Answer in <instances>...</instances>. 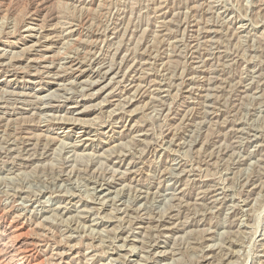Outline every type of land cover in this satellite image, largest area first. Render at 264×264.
Wrapping results in <instances>:
<instances>
[{
    "label": "rangeland",
    "instance_id": "374dc122",
    "mask_svg": "<svg viewBox=\"0 0 264 264\" xmlns=\"http://www.w3.org/2000/svg\"><path fill=\"white\" fill-rule=\"evenodd\" d=\"M28 1L0 0V264H264V0Z\"/></svg>",
    "mask_w": 264,
    "mask_h": 264
},
{
    "label": "bare ground",
    "instance_id": "6f19581e",
    "mask_svg": "<svg viewBox=\"0 0 264 264\" xmlns=\"http://www.w3.org/2000/svg\"><path fill=\"white\" fill-rule=\"evenodd\" d=\"M26 1H28V0H26ZM38 1H39V0H29L27 4H29L30 7H31V6L33 7V5H37V6H38V4H39ZM42 1H43V0H42ZM44 1H46V0H44ZM40 2H41V1H40ZM39 6H40V4H39ZM39 6H38V7H39ZM35 7H36V6H35ZM38 7H37V8H38ZM34 9H35V8H34ZM63 58H64V57H63Z\"/></svg>",
    "mask_w": 264,
    "mask_h": 264
}]
</instances>
